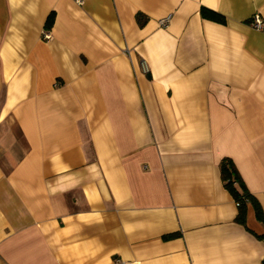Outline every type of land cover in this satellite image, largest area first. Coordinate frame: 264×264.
<instances>
[{
  "label": "crops",
  "instance_id": "obj_1",
  "mask_svg": "<svg viewBox=\"0 0 264 264\" xmlns=\"http://www.w3.org/2000/svg\"><path fill=\"white\" fill-rule=\"evenodd\" d=\"M256 14L264 0H0V264H264V222L250 203L236 221L220 169L264 211Z\"/></svg>",
  "mask_w": 264,
  "mask_h": 264
},
{
  "label": "trees",
  "instance_id": "obj_2",
  "mask_svg": "<svg viewBox=\"0 0 264 264\" xmlns=\"http://www.w3.org/2000/svg\"><path fill=\"white\" fill-rule=\"evenodd\" d=\"M200 13L203 17L224 23L225 18L206 7H202ZM53 24V14L50 13L45 21V29H49ZM221 174L225 183V187L231 192L235 201L238 204V213L236 216V221L241 223L246 227L245 218H246V208L250 203L255 211V215L258 220L264 222V211L261 210L259 205L255 202L253 196L247 192V190L242 186L239 176L234 168V165L229 159H223L220 164Z\"/></svg>",
  "mask_w": 264,
  "mask_h": 264
},
{
  "label": "built area",
  "instance_id": "obj_3",
  "mask_svg": "<svg viewBox=\"0 0 264 264\" xmlns=\"http://www.w3.org/2000/svg\"><path fill=\"white\" fill-rule=\"evenodd\" d=\"M169 20H170V15H167L161 19H159V24L163 27H166L169 23ZM251 26L257 30H260L262 29V26H264V23H262V20L261 18L259 17L258 14L254 15L251 22H250ZM44 37L45 38H50L49 34L48 33H45L44 34ZM140 66H141V69L143 70V72H147L149 70L146 62L144 60H141L140 61ZM118 264H131V263H128V262H124V261H118Z\"/></svg>",
  "mask_w": 264,
  "mask_h": 264
}]
</instances>
